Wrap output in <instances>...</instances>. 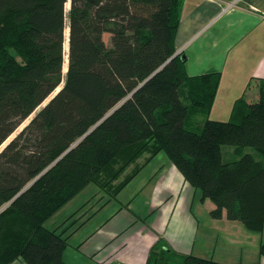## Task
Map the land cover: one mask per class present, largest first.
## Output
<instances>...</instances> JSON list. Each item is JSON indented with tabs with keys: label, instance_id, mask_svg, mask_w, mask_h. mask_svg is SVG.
Masks as SVG:
<instances>
[{
	"label": "trees",
	"instance_id": "obj_1",
	"mask_svg": "<svg viewBox=\"0 0 264 264\" xmlns=\"http://www.w3.org/2000/svg\"><path fill=\"white\" fill-rule=\"evenodd\" d=\"M181 1L0 0V264H66V229L45 223L89 185L116 199L158 153L213 203L211 218L264 231V80L238 120H210L220 75L187 76ZM193 114L198 132L185 128ZM146 264L220 263L159 238Z\"/></svg>",
	"mask_w": 264,
	"mask_h": 264
},
{
	"label": "crops",
	"instance_id": "obj_2",
	"mask_svg": "<svg viewBox=\"0 0 264 264\" xmlns=\"http://www.w3.org/2000/svg\"><path fill=\"white\" fill-rule=\"evenodd\" d=\"M174 46L188 77L220 75L209 119L238 120L245 105L258 101L264 80V0H182ZM139 161V172L116 199L89 203L86 217L65 233L71 235L66 264H146L159 238L179 255L264 264L258 254L264 231H247L224 213L211 218L213 203L201 201L165 154Z\"/></svg>",
	"mask_w": 264,
	"mask_h": 264
},
{
	"label": "rangeland",
	"instance_id": "obj_3",
	"mask_svg": "<svg viewBox=\"0 0 264 264\" xmlns=\"http://www.w3.org/2000/svg\"><path fill=\"white\" fill-rule=\"evenodd\" d=\"M69 10V4L66 5V11L68 12ZM68 35V30L66 31V36ZM103 40L105 42V44L107 46H110V35L108 34H104L103 36ZM65 50H67V44H65ZM66 69H67V64L65 62L64 64V73L66 72ZM54 95V94H53ZM52 97V96H51ZM50 97V98H51ZM49 98V99H50ZM48 99V100H49ZM48 100L44 103L46 104L48 102ZM44 104L42 106H44ZM41 106V107H42ZM203 119L202 116L200 115H196V114H193L191 115V117L188 119V121L186 122L185 124V128L186 129H189V130H192L194 132H198L200 131V127H201V124L202 122L200 121L201 119ZM28 121H26L21 127L23 128L26 124H27ZM19 129V130H20ZM13 137V136H12ZM11 137V138H12ZM246 152L250 153V154H253L255 155V152L248 148L246 149ZM147 157V156H146ZM145 158V157H144ZM234 159H236V157L233 155V148L230 147V146H223L222 147V160L224 162H231L233 161ZM141 161H139L137 164H139ZM135 170L134 167H131L129 169H127L124 173V175L126 174L127 175H130L132 174V172ZM124 175H122L121 177H124ZM120 177V178H121ZM122 179V178H121ZM121 179H119V181H121ZM199 193V192H197ZM100 196H102V198H107V196L101 192L100 190L98 191L97 187L93 186V185H89L87 186L81 193H79L74 199H72L65 207L64 209L60 210L59 212H57V214H55L49 221H47L44 225V227L47 229V230H54L57 229V230H62V229H66V233L67 231L70 229V227L72 226V229L80 224L81 222V219H84L86 217V214L88 213V208H89V205L90 204H95L97 205L98 202H101V198H99ZM126 194L122 195L120 197V202H124L125 199H126ZM85 199H88L87 200V204L85 203L83 206L82 204L84 203ZM100 200V201H99ZM106 200V199H105ZM90 203V204H89ZM100 203V204H101ZM82 206V207H81ZM75 211V212H74ZM71 213V214H70ZM72 216V217H71ZM72 219V220H75L74 221V225H70L71 222H69L68 224L66 223H63V221L65 219ZM66 236V234H65ZM71 235L69 234V237ZM68 237V239H69ZM68 241V240H67Z\"/></svg>",
	"mask_w": 264,
	"mask_h": 264
},
{
	"label": "water",
	"instance_id": "obj_4",
	"mask_svg": "<svg viewBox=\"0 0 264 264\" xmlns=\"http://www.w3.org/2000/svg\"><path fill=\"white\" fill-rule=\"evenodd\" d=\"M67 50H68V47H67ZM176 55H177V54H176ZM183 59H184V58H182V60H183ZM169 61H170V60H169ZM66 71H67V69H66ZM65 73H66V72H65ZM58 91H59V89L56 90V92L54 93V95H55ZM54 95L48 100V102L54 97ZM48 102H47V103H48ZM44 105H45V104H44ZM42 107H44V106H42ZM109 114H110V113H109ZM109 114H108V115H109ZM108 115H107V116H108ZM107 116H106V117H107ZM106 117H105V118H106ZM28 123H29V122H28Z\"/></svg>",
	"mask_w": 264,
	"mask_h": 264
},
{
	"label": "built area",
	"instance_id": "obj_5",
	"mask_svg": "<svg viewBox=\"0 0 264 264\" xmlns=\"http://www.w3.org/2000/svg\"><path fill=\"white\" fill-rule=\"evenodd\" d=\"M231 7V6H230ZM229 8V7H228Z\"/></svg>",
	"mask_w": 264,
	"mask_h": 264
}]
</instances>
